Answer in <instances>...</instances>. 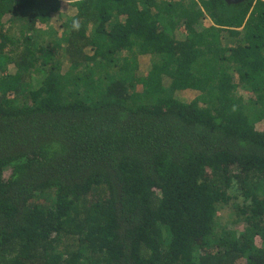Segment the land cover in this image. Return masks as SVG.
<instances>
[{"label": "trees", "instance_id": "trees-1", "mask_svg": "<svg viewBox=\"0 0 264 264\" xmlns=\"http://www.w3.org/2000/svg\"><path fill=\"white\" fill-rule=\"evenodd\" d=\"M0 264H264V0H0Z\"/></svg>", "mask_w": 264, "mask_h": 264}, {"label": "rangeland", "instance_id": "rangeland-1", "mask_svg": "<svg viewBox=\"0 0 264 264\" xmlns=\"http://www.w3.org/2000/svg\"><path fill=\"white\" fill-rule=\"evenodd\" d=\"M15 1L16 0H9L10 3ZM61 34L62 28L59 27L57 20H53L50 23L44 25L41 40L43 42H50V39L59 37ZM142 63H147V59L143 60ZM183 98L186 101H189L193 98V93L184 92ZM230 194V201L227 204H221L218 206V211L215 218L216 231L219 232L221 229H223L226 231H234V234H237V231L235 230L243 228L244 224L236 211V206L240 205L242 198L239 196L238 192H236L235 195L233 193Z\"/></svg>", "mask_w": 264, "mask_h": 264}, {"label": "clouds", "instance_id": "clouds-1", "mask_svg": "<svg viewBox=\"0 0 264 264\" xmlns=\"http://www.w3.org/2000/svg\"><path fill=\"white\" fill-rule=\"evenodd\" d=\"M62 3L66 4L68 6L69 4H77V3H79V0H62ZM80 27H81V24H80L79 19L74 16L71 19V25H70L71 30L72 31H79Z\"/></svg>", "mask_w": 264, "mask_h": 264}, {"label": "water", "instance_id": "water-1", "mask_svg": "<svg viewBox=\"0 0 264 264\" xmlns=\"http://www.w3.org/2000/svg\"><path fill=\"white\" fill-rule=\"evenodd\" d=\"M228 4H237L242 2L243 0H224Z\"/></svg>", "mask_w": 264, "mask_h": 264}]
</instances>
